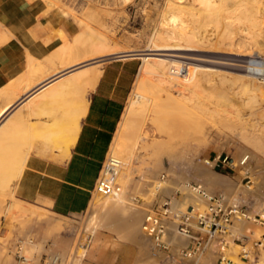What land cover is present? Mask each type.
<instances>
[{"label": "rangeland", "instance_id": "obj_1", "mask_svg": "<svg viewBox=\"0 0 264 264\" xmlns=\"http://www.w3.org/2000/svg\"><path fill=\"white\" fill-rule=\"evenodd\" d=\"M26 1L31 8H43L48 20L51 13L61 14L60 17L58 15L55 18L62 22L66 20L76 24L81 35L87 32H96L95 34L99 32L100 36L107 38V46L102 48L111 53L116 52L107 57L133 52H137L136 54L164 53V51L149 50L154 45V35L163 26L164 29L172 28L170 23L174 22L173 14H179V12L175 13L178 10L170 9L169 12L168 4L170 5L171 0ZM218 3L223 5L222 1L218 0ZM254 3L260 7L259 13L264 18V1L255 0ZM219 5L215 8L217 13H221L223 11L221 9H224L222 5ZM189 6L190 8L200 7L197 2ZM226 7L230 8L229 11L233 14V0H228ZM226 15L227 13L223 11L217 20L209 22L205 25L206 27L194 25L190 20L185 23V26L188 23L185 29L188 32L194 31L209 35L211 40L198 44V53L215 62L209 64V67L219 70L218 75L214 72L210 75V81L201 83L193 99L184 102L167 99L169 94L166 91L170 89L168 84L160 86L155 74L145 70L142 72L143 59L131 57L136 59L132 65L135 74L131 89L127 93L126 106L128 107L134 98L138 99L136 94H146L153 100L148 105V111L152 116L150 120L148 118L145 120L146 114H140L125 132L123 142L127 148L126 151L120 152L119 157L122 162H126L124 157L126 155L128 157L131 151L134 156L130 163L132 165H129L131 168L125 166L128 164L122 163L118 181L120 179L123 181L120 183L124 189L122 190L129 193L127 196L133 198V203L137 206L135 198L142 199L145 204L139 206L145 208L150 202L165 197L159 188L154 189L153 192L156 194L151 195L152 199L150 195L145 197L146 195L144 196L141 190L145 180L161 168L163 169L158 174L159 180L165 176L164 180L169 178L168 180L177 181L178 184L183 182L201 184V180L194 177L195 167L198 164L221 176L229 177L230 180L239 184L231 191L221 186L215 192L208 186L218 184L204 183L208 185L204 188L210 194L226 195L250 216V218L237 217L234 220L233 239H229L226 254L233 264H264V78L252 77L250 80L253 82L249 83L252 86L249 87L247 84L244 88L245 81L240 77L242 71L234 66L243 65L246 68L253 57H264V50L260 51L259 46L254 47L251 44L249 53L252 52V54L244 55L245 47L238 42L233 43V40L244 32H239V28L233 27V23L227 25ZM196 16L197 18L204 17L202 14ZM189 18L188 15L179 14L175 17L176 25L181 26V20ZM80 33L74 38L73 44L76 43L79 48L89 49L86 58L105 53L101 51L100 42L99 45L87 44L83 41L84 38L79 36ZM263 38L262 35L261 39ZM127 57L128 55L125 58ZM160 58L163 57H151L150 60L161 63ZM173 59L182 61L178 58ZM107 61L110 59L98 62L100 64L97 63L95 66L101 67ZM172 65L167 67L168 74L171 78L178 80L170 73ZM142 80L143 84H141ZM139 83L141 87L137 89ZM141 133L145 134L140 145L135 141ZM3 146H5L3 143L0 144V147ZM185 147L187 150L181 158L171 159L172 155L181 153ZM247 151L249 153L241 162V156ZM7 155L4 149L0 151V264H35L36 262L50 264L53 256L57 258L56 264H146L147 261L144 262L143 257H140V248L136 244L127 241L122 233L109 229L102 223L99 211L109 204L108 195L95 191L92 200H100L97 206L99 211L94 212L90 203L88 209L82 213L58 215L37 202L18 197L16 188L20 179L11 180L10 176L21 166L25 169L26 157H22L21 160L16 158L17 161L14 158L13 161L4 158ZM112 155L114 153L111 147L107 159ZM219 157L221 160L228 157L230 163L223 165L221 161H218ZM19 161H22L21 166L18 165ZM12 166H14L13 169ZM262 167L263 172H261ZM9 170L12 172L5 175L10 172ZM260 172L263 174L261 175ZM186 176L189 179H183ZM136 181L140 187L136 188ZM240 186L251 188L255 195L241 192ZM177 189L182 188L177 187ZM182 193L184 194L185 191ZM206 205L207 203L202 202L199 207L205 208ZM50 220L52 221L49 222ZM237 220L246 222L245 226H238ZM88 236L90 237L89 245L78 263L84 240ZM238 236H246V238L237 240ZM58 244L65 248L64 256L56 251ZM244 246L250 250L248 258H243L241 255ZM157 250L162 252V258L156 259L155 264H204L211 253L215 257L212 258L211 255L212 259L207 261L208 264H219L218 253L212 248L191 256H183V258L175 254L174 249L167 251L157 247ZM139 257L143 260L139 261ZM191 258L193 260H190Z\"/></svg>", "mask_w": 264, "mask_h": 264}, {"label": "crops", "instance_id": "obj_2", "mask_svg": "<svg viewBox=\"0 0 264 264\" xmlns=\"http://www.w3.org/2000/svg\"><path fill=\"white\" fill-rule=\"evenodd\" d=\"M58 15L61 14L51 13L48 20L43 8H31L26 0H0V111L8 104L14 105L0 119V144L5 145L0 151L5 150L6 159L26 157L16 188L18 197L64 216L82 213L90 206L96 181L127 107L136 59L112 58L102 64L104 71L97 85L86 90L88 109L81 119L77 141L69 158H64L62 151L53 146L54 140L47 142L40 136L43 127L77 94L50 101L44 99V85L76 71L67 65L70 60L80 57L83 61L78 71L91 66L85 63L89 49L73 44L79 34L77 25L58 20ZM58 69L61 71L57 73ZM30 100L39 102L35 106ZM221 186L208 187L216 192Z\"/></svg>", "mask_w": 264, "mask_h": 264}, {"label": "bare ground", "instance_id": "obj_3", "mask_svg": "<svg viewBox=\"0 0 264 264\" xmlns=\"http://www.w3.org/2000/svg\"><path fill=\"white\" fill-rule=\"evenodd\" d=\"M219 1L223 2V5H222V3H221V5L224 7V9L222 8L221 10H223L225 13H227V15H226L227 25H231L233 23V27L237 26L240 30L239 32H241V33L244 32L243 34H240V36H238L237 39L233 40V43L235 42V44H236V42H238L239 44L243 45L245 47L244 55H246V56H250L252 54L251 51H250L251 53H249V48H251V46H249V45H251V44H253L254 47L259 46L258 49L260 51H263L264 50V43H263L264 38L263 39H261V38H262V35L264 36V33H263V31H264V27H263L264 18L260 15V13H259L260 7L258 5H255V3H254L255 0H233V7H232L233 8V14H231L232 11H229L230 8H228V7L225 8V6H227L228 0H219ZM195 2H197L198 5H200V7L190 8L191 6H189V5L193 4ZM216 5H219L218 0H176V1L171 0L170 5L168 4L169 12H170V9L178 10V11H175V13L179 12V14L188 15L190 18L187 20L182 19L181 20L182 24L180 23L181 26L178 24L176 25L177 20H175V17L179 16V14L176 13V14H173V16H175V17L172 18L174 20V22L170 23L168 21V23L172 24V26H173L172 28H170V29L165 28L164 29L163 25H162L163 26L162 28L159 27L160 30L159 29L157 30V33L154 35V38H153V44L154 45L149 50L164 51V53L128 54V57H140L141 59H143L144 62L142 64V72L145 70V71H150L153 74H155L157 76L158 84L160 86L163 84L164 85L168 84L170 89L168 91H166V89H165L166 93L168 92V94H169L167 99L170 98V100H173L175 102H180V101L184 102L185 100L187 101L189 99H193L194 96L196 95V89L201 85L202 82L210 81L209 77L213 72L217 73V75H218L219 70H216L212 67H209V64H213L215 62H213L212 60L207 59L205 57H202L198 53V51H199L198 44L202 41L211 40V39H209V35L204 34V33H200V32H194V31L188 32L187 30H185L186 27L188 26V23H187V26H185L186 25L185 23L188 22V20L193 22L194 25L196 24V25L204 26V27H206L205 25L208 24L209 22L217 20V18L222 14L223 11H221V13L220 12L217 13L215 8H217L218 6L216 7ZM221 5H219V6H221ZM192 6H195V5H192ZM173 10H172V12H173ZM198 14H202L204 17L202 16L203 18H201V16H200V17H198L199 18V20H198V18L196 16ZM200 18H201V20H200ZM231 19H233V20H231ZM174 23H175V25H173ZM95 33H92V32L88 33L87 32V34H85V35L84 34L81 35V33H80L79 36L83 37L84 38L83 41L87 44L99 45L98 43L100 42L101 48L107 46L106 45L107 44V38L100 36L99 32H98V34H95ZM218 40H219V38H218ZM235 44H233V45H235ZM101 51L105 52V53L102 55L100 54V56L99 55H96V56L93 55V56L87 57L86 59H85V57L82 58V59H85V63L90 64L89 65V66H91L90 68L78 71L77 67H79V66L81 67L82 62H83V61L81 62L80 57H78L76 59H73L72 61L70 60V62L68 61V63H67V65L70 68L75 67L76 71L71 70L70 75L65 77L64 79H62V77L60 78L62 80L54 79V80L47 82L44 85V89L45 90L47 89V92L45 93V95L43 94L45 96L44 99H49L50 101L52 99H58V97H61L65 94H69V95L75 94V93L77 94L76 97L71 98L72 99L71 103L68 106L65 105L66 107L62 108L57 115H55L53 118H51L52 122L50 121L51 122L50 124H46L43 127V131H42L43 133H42V136H40L43 138L44 141H47V142L54 140L53 146L56 147L55 149L58 148L62 151V156L64 158H67V157L69 158V156H70L71 149L75 145L77 138L79 136L80 130H81V119L84 117V115L86 114L87 109H88V99L86 98V92L88 91L87 88L92 87V86L95 87V85H97V83L100 80L102 73L104 71V70H102V66L98 67L95 65H97L98 62L106 61L107 59H112L113 56H111V57H107V56H110L111 54L116 53V52L111 53L108 50L103 49V48L101 49ZM101 51H100V53H102ZM125 56H127V55H125ZM157 56L163 57V58H160V59H162L161 63H157V62L150 60L151 57H157ZM97 57H99V58H97ZM123 58H125V57H123ZM173 58H178L182 61L180 62V61H177ZM171 61L174 63H172ZM250 63H252V64L254 63L257 65H264V63H262V62H256L254 60H252ZM65 64H63L62 67L67 68L68 66ZM98 64H100V63H98ZM171 64H173V65H172V68L170 70V73L173 76L177 77L178 80L171 78L168 74L167 67L170 66ZM234 66H236L237 69L242 71V73H240V75H241L240 77L243 79V81H245L244 82L245 84H243L244 88L247 86V84L253 82L252 80H250V79H252V77L263 76V78H264V69H262V68H254L251 66H246V68H245V66H243V65H234ZM59 70L60 69L57 70V73ZM57 77H60V76H57ZM143 83H144V81L142 80L141 84H143ZM255 83H256V81H255ZM256 85H257V83H256ZM248 86L250 87L252 85L249 84ZM140 87L141 86L139 83L136 88L139 89ZM156 87H157V84H156ZM136 97H138V99L134 98L131 101V103L129 104V106L126 108L125 113H124L123 118H122V121L120 123V126L118 128V131L116 132V135L114 137V141L112 143V152L114 153V155H112L113 157L121 158V157H119V155L121 154L120 152L126 151L127 145H125V143L123 142V140H124L123 137H125V132L132 126V124H134V121L137 120L138 116L140 114H143V113L146 114L145 120L147 118H148V120H150L149 118L152 116L151 112L148 111V105L153 102L152 98L146 94H143V95L136 94ZM30 101L33 103L35 102L32 100H30ZM36 102H39V101H36ZM36 102L34 104L35 106H36ZM58 102H60V100H58ZM66 102H68V100H66ZM19 103H21V102H19ZM26 103H27V101H26ZM42 104H43V102H42ZM34 105H32V106H34ZM13 106L14 105L8 104L3 109H1L0 119L5 117L4 115H6L9 111V109L11 107L13 108ZM30 108H31V106H30ZM31 111H32V109H31ZM38 111L39 110H37V112ZM40 111H41V113H44V112H42L43 111L42 109ZM29 114L30 113L28 112L27 115H29ZM34 115H36V113H34ZM30 116H31V114H30ZM24 120H25V118H24ZM143 132L144 131H142V133ZM142 133L137 138V141H135L136 139H134L135 143L141 145V143L144 139V134H145V133L144 134H142ZM136 146L137 145H135V147ZM185 148H184V150L182 149L181 153L172 155L171 159L176 160L179 157L181 158L183 153L185 154V152H186L185 150H187V148L186 149ZM51 149H53V148H51ZM132 150H134V149H132ZM189 153L190 152H188V154ZM247 153H249V151H247L246 153H244L241 156V162L244 161L243 159H245V156ZM133 156H134V153H133V151H131L128 154V157L126 155L127 158L124 157V160L126 159L127 161L126 162L123 161L122 163L128 164V165H125L126 167L129 165L131 166L132 164H130V163H132L131 160H132ZM19 159L21 160V158H19ZM12 160L14 161V159H12ZM24 160H25V158L23 159V161ZM16 161H17V159H16ZM10 165H12V164H10ZM18 165L21 166L22 161ZM23 165H24V163H23ZM13 167L14 166H12V169H13ZM21 167H20V169L17 167L19 170H16L15 172L13 171L14 172L12 174L13 176L12 175L10 176V177H12L11 180H17L18 181L22 177L24 166L22 168ZM154 168L156 171V167H154ZM162 169L163 168L158 170V172H155L154 175L151 174L145 180V182L143 181L144 186L142 185L143 189H141V190H143L142 192L144 193V196L146 195L145 197H148L150 195V198H151V195L154 196V194H156V192L155 193L153 192L155 188H161V194L162 195L173 197L175 192L177 191V187H179V188H182L180 190L185 191V194L183 196L184 203H191L195 206H199L202 202L207 203V199H205L203 196H201L198 192L193 191L190 187H188V185L185 182H183L182 184H178L177 181L168 180L169 178L167 180H159L158 174H160V171ZM195 169H196V172L194 174V177H198L201 180V182L203 183V184L201 183L202 184L201 186L203 188L205 186L204 183H206V184L211 183L212 184V182H214L215 184H221L222 186H225L228 189H230V191L233 190V188L239 186L238 183L233 182L232 180L229 179V177L227 178L225 176H221L218 173L212 171L211 169L202 166L201 164H198L195 167ZM262 169H263V167L261 168V170ZM9 171L10 172L5 173V175L12 172L11 170H9ZM261 172H263V170ZM261 172H260V174L262 175L263 173H261ZM145 175H146V173H145ZM10 177H8V178H10ZM6 179L7 178H5V180ZM183 179H189V178H187V176H186L185 178L183 177ZM9 180L10 179H8V181ZM11 180L9 182H11ZM119 181H120L119 183H121L122 180L120 179ZM137 184H139V183H137V181H136V185H135L136 188H137V186H139ZM141 184H143V183L141 182ZM123 190L119 194L108 195L110 202H108L109 204L105 205L102 209H100V211L97 210V206H98L100 200H92L91 201V209L94 212L99 211V217L101 218L102 223L106 227H108L109 229H112L114 231L116 230V232L118 231V232L122 233L123 237L127 241H129L133 244H136L140 248V257H143L144 262L147 261L146 264H152V263L155 264L154 262L156 261V259L160 260L162 258V252L157 250V246L155 247V242L143 230V220L146 217L147 211L145 208H141L139 206V204L136 206L133 203V198L128 197L129 193H126ZM240 191L245 193V194L252 195V196L255 195V192L251 188H245L244 186H240ZM151 192H153V193H151ZM207 193L209 196L214 195L212 193L210 194L208 190H207ZM240 197L242 198V196H240ZM151 201H153V200H151ZM174 202H175V205H177V206L182 204L181 201H178L176 199H174ZM151 203L152 202H150L149 204H151ZM242 218H245V217H242ZM51 221L52 220H50L49 222H51ZM245 223L246 222H244L242 220L241 221L237 220V224L240 227L245 226ZM170 239L174 243H176L174 253L177 254L179 257L183 258V255L181 254L180 250H178L177 248L181 245L186 246L188 244L189 240L187 238L177 236L173 232L171 233ZM89 240H90L89 236L86 237L84 240L83 250H81V253L79 254L78 263L81 261L83 255H84V252L86 251V249L89 245ZM56 249H57L56 251L58 253H60L62 256L65 255L66 250L62 245L58 244ZM155 249H156V251H155ZM153 251H155L156 254H153V253H155ZM211 255H212V258L215 257L213 255V253L209 254L206 262L212 259ZM53 257H52L53 260L51 261L50 264H56L57 258H56V256H53ZM140 257L138 260L142 261L143 259H140ZM190 260H193V258H191ZM206 262L204 264H208V262L207 263ZM241 263H243V262H241ZM35 264H40V263L36 262Z\"/></svg>", "mask_w": 264, "mask_h": 264}, {"label": "built area", "instance_id": "obj_4", "mask_svg": "<svg viewBox=\"0 0 264 264\" xmlns=\"http://www.w3.org/2000/svg\"><path fill=\"white\" fill-rule=\"evenodd\" d=\"M252 60L264 63V57H253L249 65L254 68L264 69V65L250 63ZM263 77V76H260ZM221 161L223 165L230 163L228 157ZM122 161L118 157L106 159L102 165L99 177L96 181L95 191L103 195H116L122 191L118 181V175ZM165 176H162V180ZM193 191L198 192L207 199L205 208L195 206L191 203H184L182 191L177 189L173 197L165 196L161 200H154L145 207L147 214L143 220L144 232L155 242L160 249L170 251L175 249L171 239V233L187 238L188 244L181 245L177 249L185 256L200 253L207 248H212L218 253L219 264H233V261L226 254L229 246V239H233V222L238 217H249L243 208L233 203L224 194L209 196L201 184H187ZM161 190V188H159ZM174 199L182 204L175 205ZM137 204L144 205L142 199H137ZM246 236H238L237 240L245 239ZM242 257H250V250L245 246Z\"/></svg>", "mask_w": 264, "mask_h": 264}, {"label": "water", "instance_id": "obj_5", "mask_svg": "<svg viewBox=\"0 0 264 264\" xmlns=\"http://www.w3.org/2000/svg\"><path fill=\"white\" fill-rule=\"evenodd\" d=\"M136 53H137V52L128 53V54H136ZM128 54H118V55L113 56L112 58L126 57V56H124V55H128Z\"/></svg>", "mask_w": 264, "mask_h": 264}]
</instances>
